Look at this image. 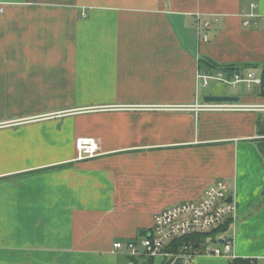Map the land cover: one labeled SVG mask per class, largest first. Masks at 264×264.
<instances>
[{
  "label": "crops",
  "instance_id": "obj_1",
  "mask_svg": "<svg viewBox=\"0 0 264 264\" xmlns=\"http://www.w3.org/2000/svg\"><path fill=\"white\" fill-rule=\"evenodd\" d=\"M252 3L264 15V0H0V264H133L114 243L217 179L236 214L213 236L264 264V96L198 79L203 57L263 75L264 22L240 15ZM209 94L253 108L194 109ZM82 137L98 155L77 159Z\"/></svg>",
  "mask_w": 264,
  "mask_h": 264
},
{
  "label": "built area",
  "instance_id": "obj_2",
  "mask_svg": "<svg viewBox=\"0 0 264 264\" xmlns=\"http://www.w3.org/2000/svg\"><path fill=\"white\" fill-rule=\"evenodd\" d=\"M257 5L250 4L248 9H243L240 13L243 17V24L249 26L253 23L264 22V15L255 11ZM3 7L0 5V12ZM196 26L199 36L207 40V29L211 27L209 19L203 20L200 13L195 15ZM198 79L202 85L206 86L211 80H219L225 84L237 88L238 84L245 83L249 89L253 86L261 87L263 76L257 75L255 71H235L227 74L219 70L210 72L200 70ZM253 108L250 104H240L237 102H211L205 101L194 105L196 110L229 111ZM77 159L83 160L95 157L99 154L96 141L92 138L82 137L77 139ZM233 191L225 179H217L204 190L201 197L180 201L168 205L159 210L154 216L153 227L140 240H130L127 243L117 241L114 243L115 249L126 248L130 257L140 256H164L166 259L183 254L187 258L186 264H193L195 257L199 254L211 256H224L234 259L233 252L234 235L225 237L224 242L213 241V232L224 226L231 218L235 217L236 205ZM194 234H207L206 240H201V245L194 247L191 243L184 244L178 252L171 251L168 247L174 240ZM214 243V245H212ZM233 261V260H232ZM230 264H233L232 262Z\"/></svg>",
  "mask_w": 264,
  "mask_h": 264
},
{
  "label": "trees",
  "instance_id": "obj_3",
  "mask_svg": "<svg viewBox=\"0 0 264 264\" xmlns=\"http://www.w3.org/2000/svg\"><path fill=\"white\" fill-rule=\"evenodd\" d=\"M201 69L203 70H208L210 72H215V71H225L228 74H232L235 71H241L242 68L235 65V64H220L217 63L216 61H214L211 58L208 57H203L201 59ZM263 83L262 86L259 87V95H263L264 96V71H263ZM228 223L225 224L224 226H222L221 228H219V230H216V232L218 231H226V229L228 228ZM215 232V231H214ZM213 232V234H214ZM208 238L207 234H194V235H190V236H185L182 237L180 239H176L173 241V245L176 248L178 252V250L180 249V247L184 244H189L191 243L194 247L201 245L199 242L201 240H206ZM213 241L218 242V240L213 237L212 238ZM175 250V249H174ZM170 260V259H169ZM168 259H165L162 261L161 264H168L169 263ZM130 261L133 262V264H154V257L151 256H140V257H130ZM233 264H257L256 261H252L251 259H234L232 261Z\"/></svg>",
  "mask_w": 264,
  "mask_h": 264
},
{
  "label": "rangeland",
  "instance_id": "obj_4",
  "mask_svg": "<svg viewBox=\"0 0 264 264\" xmlns=\"http://www.w3.org/2000/svg\"><path fill=\"white\" fill-rule=\"evenodd\" d=\"M259 68H260V67H259ZM254 70H255V72H256L257 75L261 74L260 69L256 68V69H254ZM201 89H205V91H206V92H209V93H211V92L213 91V88H212L211 85H210L209 87H207V88H203V87H202ZM258 89H259L258 86H253L252 89H249L245 83H242V84H238L237 88H233L232 86H230V87H229V92H233V93H235V94L254 93V91L256 90V92H257ZM203 101H204V100H203ZM204 102H205V101H204ZM216 234H217L218 237L221 236V234H219V232H217ZM212 245H214V243H212ZM177 256H178V255H177ZM177 256H176V257H177ZM180 256H183V257L185 258V255H183V254H181ZM176 257H174V258H172V259L170 258V260H173V259H175ZM161 260H162V257H161V256H155L154 262H155V264H159V262H160ZM168 260H169V259H168ZM122 264H126V262H125V258H123V260H122Z\"/></svg>",
  "mask_w": 264,
  "mask_h": 264
},
{
  "label": "water",
  "instance_id": "obj_5",
  "mask_svg": "<svg viewBox=\"0 0 264 264\" xmlns=\"http://www.w3.org/2000/svg\"><path fill=\"white\" fill-rule=\"evenodd\" d=\"M205 101H211V102H236L240 100V97L237 95H213L209 94L204 97ZM229 201L233 200V197L228 198ZM224 238L219 239L220 243L224 242Z\"/></svg>",
  "mask_w": 264,
  "mask_h": 264
}]
</instances>
